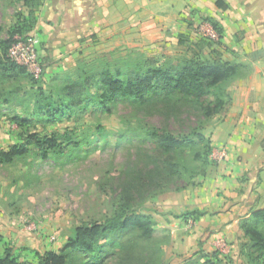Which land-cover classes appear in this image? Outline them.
<instances>
[{
  "label": "rangeland",
  "instance_id": "rangeland-1",
  "mask_svg": "<svg viewBox=\"0 0 264 264\" xmlns=\"http://www.w3.org/2000/svg\"><path fill=\"white\" fill-rule=\"evenodd\" d=\"M29 5L27 0H0V41L10 38L32 8L37 10L35 28L17 35L12 50L6 54L0 44V67L7 55L27 67L26 73H0V150L28 144L29 133L68 135L74 143L61 152L68 142L61 137V146L44 158L31 142L27 155L0 163V255L8 249L20 261L38 262L46 251L63 247L77 226L104 222L117 212H138L154 219V238L139 231L103 238L95 254L76 252L70 264H182L194 259L251 264L244 234L234 235L238 242L218 236L207 244L210 228L197 232L206 213L195 204L207 192V177L200 171L207 174L210 166L204 163V144L167 152L154 134L212 138L231 107L234 81L249 69L242 67L222 86L226 105L212 117L202 107L214 102V94L120 98L105 107L89 97L85 107L56 119L42 110L66 95L71 83L107 68L134 69L150 60L177 66L193 56L225 61L217 50L220 32L215 29L214 38L194 27L196 33L190 34L154 26L139 32L123 20L117 23L123 11H111L106 0H85L81 9L79 0ZM82 20L85 24L75 29ZM24 49L34 53L32 61Z\"/></svg>",
  "mask_w": 264,
  "mask_h": 264
},
{
  "label": "crops",
  "instance_id": "crops-1",
  "mask_svg": "<svg viewBox=\"0 0 264 264\" xmlns=\"http://www.w3.org/2000/svg\"><path fill=\"white\" fill-rule=\"evenodd\" d=\"M106 1L111 11H123L117 23L123 20L139 32L146 33L148 26H154L156 30L182 29L190 34L196 33L194 27L206 29L214 38L213 19L221 30L217 50L225 61L242 63L243 70L249 69L233 83L231 107L211 138L213 155H220H214L205 175L207 192L195 200L206 210L199 221L203 229L197 232L210 228L207 244L218 236L238 242L234 235L244 234L241 219L264 207V0ZM83 2L79 0L80 9Z\"/></svg>",
  "mask_w": 264,
  "mask_h": 264
},
{
  "label": "trees",
  "instance_id": "trees-1",
  "mask_svg": "<svg viewBox=\"0 0 264 264\" xmlns=\"http://www.w3.org/2000/svg\"><path fill=\"white\" fill-rule=\"evenodd\" d=\"M44 0H27V5L41 6ZM222 5L221 2L218 3ZM30 6V5H29ZM32 8V7H31ZM37 10L32 8L28 17H24L12 31L10 38L0 41L4 52H7L17 42V35L23 36L32 31L37 24ZM214 27L221 33L217 23L210 19ZM244 65L223 60H205L197 56L184 58L177 66H160L154 60L134 69H104L100 73H92L78 83L68 86L69 92L61 95L55 103L47 104L42 108L44 114L51 118L72 113L76 108L87 105L89 97L91 101L105 107L120 98L123 99H147L152 96L173 95L180 93L186 98H200L210 94L215 95V100L202 109L206 116L212 117L221 113L226 101L220 96L222 86L237 77ZM27 72V67L19 64L7 55V61L0 67V73ZM224 95V93H223ZM228 96V95H226ZM161 146L167 151H175L189 146L204 144L206 159L205 165H211L210 155L213 152L211 138L202 133H196V139L177 138L168 133L154 132ZM65 137L68 142L64 144L61 152L74 143L68 135L61 136L53 133L51 136L40 137L38 133L28 134V144H13L8 150H0V163L8 164L16 158L23 157L30 152V143H35L42 150L44 158L49 156V150H57L61 146L59 139ZM197 160L201 157L198 155ZM206 175V169L200 171ZM155 222L151 215L145 213L117 212L104 222L82 224L75 228L68 242L58 250L46 251L40 256L38 262L20 261L11 250H6L0 255V264H70L72 255L83 251L95 254L97 244L103 238L128 234L139 231L142 236L152 239L155 236ZM240 228L248 242L244 244L245 253L251 264H264V207L252 210L249 215L240 221ZM182 264H200L198 260H190ZM202 264H222L219 260L208 259Z\"/></svg>",
  "mask_w": 264,
  "mask_h": 264
},
{
  "label": "built area",
  "instance_id": "built-area-1",
  "mask_svg": "<svg viewBox=\"0 0 264 264\" xmlns=\"http://www.w3.org/2000/svg\"><path fill=\"white\" fill-rule=\"evenodd\" d=\"M14 46V45H13ZM12 46V47H13ZM11 50H12V48H11ZM14 50L12 51V53L14 54ZM23 52H24V57L26 56V55H29L30 54V51L29 50H26V49H24L23 50ZM33 55V56H32ZM32 55H29V56H27L28 57V61L30 60V61H32L34 58H35V55H34V53H32ZM16 62H18L19 64H21L19 61H17V60H15ZM22 65V64H21ZM25 66V65H24Z\"/></svg>",
  "mask_w": 264,
  "mask_h": 264
}]
</instances>
